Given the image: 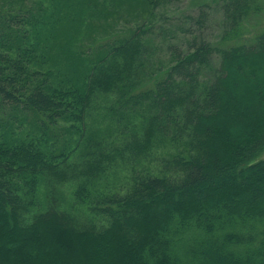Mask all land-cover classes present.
<instances>
[{"label": "trees", "instance_id": "1", "mask_svg": "<svg viewBox=\"0 0 264 264\" xmlns=\"http://www.w3.org/2000/svg\"><path fill=\"white\" fill-rule=\"evenodd\" d=\"M260 9L221 0L223 39ZM44 17L0 4V264H264V31L177 45L141 17L80 41L64 86L33 43ZM99 95L104 132L86 122ZM69 183L84 222L61 209Z\"/></svg>", "mask_w": 264, "mask_h": 264}, {"label": "rangeland", "instance_id": "2", "mask_svg": "<svg viewBox=\"0 0 264 264\" xmlns=\"http://www.w3.org/2000/svg\"><path fill=\"white\" fill-rule=\"evenodd\" d=\"M13 1L15 0H0V4ZM16 1L21 2V0ZM29 1L41 3L45 11L44 20L37 28L38 35L35 37L34 34L33 43L38 44L40 49L48 55V67L57 74L56 81H63L64 86L69 82L79 81L81 83L83 80L86 63L76 48L80 41L93 44V39L100 42L123 34L130 27L140 23L141 17L153 21L157 29L167 33L166 39L177 45H183L193 33H200L213 45L250 43L259 32L264 31V0H257L261 9L242 22L237 30H234L237 34L230 35L227 39L222 37L224 25L220 11L221 0H166L153 9L151 3L143 4L144 0L135 3L123 0L122 5L118 0ZM200 12H204L206 18L198 23L196 19L199 18ZM161 56L162 53L159 58ZM218 59L217 54H213L212 68L218 65ZM98 97L100 98L96 104L97 108L91 111L86 122L89 129L104 132L109 125V119L105 115L106 110L102 107L106 96L99 95ZM23 127L27 128L28 125L25 124ZM78 158L74 156L71 160L79 163L82 160ZM143 164L149 165L148 161H144ZM74 186V183H69L61 187L64 193L61 209L73 213L77 220L84 222L87 219L84 208L73 204Z\"/></svg>", "mask_w": 264, "mask_h": 264}]
</instances>
